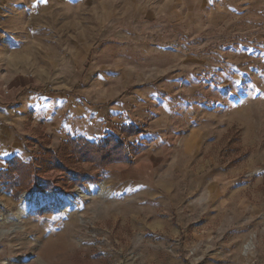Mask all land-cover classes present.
I'll return each instance as SVG.
<instances>
[{
  "label": "rangeland",
  "instance_id": "obj_1",
  "mask_svg": "<svg viewBox=\"0 0 264 264\" xmlns=\"http://www.w3.org/2000/svg\"><path fill=\"white\" fill-rule=\"evenodd\" d=\"M57 18L0 29V171L34 167L18 198L0 183V264H264V0ZM109 136L143 150L75 176L36 162Z\"/></svg>",
  "mask_w": 264,
  "mask_h": 264
},
{
  "label": "trees",
  "instance_id": "obj_2",
  "mask_svg": "<svg viewBox=\"0 0 264 264\" xmlns=\"http://www.w3.org/2000/svg\"><path fill=\"white\" fill-rule=\"evenodd\" d=\"M122 133L138 137L144 134L145 130L130 125L124 127ZM41 150H44L45 154H40L36 162L44 171L56 170L75 176L78 171L76 167L80 164L91 163L105 169L114 163L131 161L132 156L140 153L143 147L127 145L123 140L109 136L96 143L86 139H69L57 153L43 148ZM7 168L6 171H0V183L4 184L5 190L18 198L22 194L26 180L34 173L33 164L24 163L19 157H14L7 163ZM86 181L95 183L92 179ZM78 183L83 184L84 181L80 180ZM41 190L52 191L49 187Z\"/></svg>",
  "mask_w": 264,
  "mask_h": 264
},
{
  "label": "crops",
  "instance_id": "obj_3",
  "mask_svg": "<svg viewBox=\"0 0 264 264\" xmlns=\"http://www.w3.org/2000/svg\"><path fill=\"white\" fill-rule=\"evenodd\" d=\"M98 2L99 0H0V25L2 27L0 29L39 28L32 24L38 20L48 23L57 21L60 14L66 16L68 10L71 11L73 8L76 10L81 7L94 9V4ZM137 11L135 15L139 14ZM1 108L2 105H0ZM3 130L5 131L4 126L0 125V131Z\"/></svg>",
  "mask_w": 264,
  "mask_h": 264
},
{
  "label": "bare ground",
  "instance_id": "obj_4",
  "mask_svg": "<svg viewBox=\"0 0 264 264\" xmlns=\"http://www.w3.org/2000/svg\"><path fill=\"white\" fill-rule=\"evenodd\" d=\"M91 196L93 197H104L106 195V192L102 186L98 187L96 191H94L92 188H90Z\"/></svg>",
  "mask_w": 264,
  "mask_h": 264
}]
</instances>
